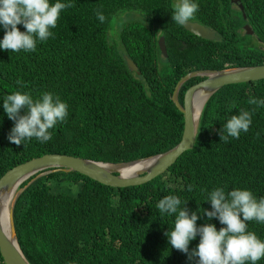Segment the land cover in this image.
Segmentation results:
<instances>
[{
	"label": "trees",
	"instance_id": "trees-1",
	"mask_svg": "<svg viewBox=\"0 0 264 264\" xmlns=\"http://www.w3.org/2000/svg\"><path fill=\"white\" fill-rule=\"evenodd\" d=\"M59 2L72 7L61 10L56 27L50 28L53 35L37 39L34 51L0 48V177L45 153L123 162L166 151L180 140L183 128L182 113L170 98L179 78L197 69L264 63V0H240L246 19L230 0H191L199 6L191 19L215 29L212 40L173 22L172 0ZM130 9L144 21H129L120 29V54L109 42L110 22L116 13ZM98 10L106 17L103 23ZM245 22L252 35L240 33ZM18 28L26 31L23 24ZM5 32L0 25V41ZM159 34L167 51L161 71ZM124 53L139 74L127 69ZM202 78L182 85L180 103L185 89ZM15 92L34 101L51 93L67 104L68 114L49 129V141L33 137L20 146L9 141L15 122L3 100ZM252 98L264 100V78L217 90L202 109L193 147L141 185L110 187L76 171L27 178L13 209L26 259L30 264H195L170 245L165 233L172 230L176 214H161L157 204L165 196H177L181 208L188 201L189 214L197 212L198 227L211 223L219 230L226 225L201 213L213 210L207 201L212 191L221 188L227 196L235 189L249 190L257 201L264 198V106L250 104ZM242 111L251 113L249 130L222 141L223 125ZM53 184L64 190L52 191ZM246 225L247 232L264 241V222ZM199 242L198 235L189 251ZM0 264H5L1 255ZM255 264H264V257Z\"/></svg>",
	"mask_w": 264,
	"mask_h": 264
},
{
	"label": "clouds",
	"instance_id": "clouds-1",
	"mask_svg": "<svg viewBox=\"0 0 264 264\" xmlns=\"http://www.w3.org/2000/svg\"><path fill=\"white\" fill-rule=\"evenodd\" d=\"M68 7L72 5L59 0L54 4L50 0H0V25L6 29L0 48L11 52L22 49L34 51L37 39L46 41L53 35L50 28L56 27L61 10ZM198 7L191 0H180L174 5L173 22L185 25L198 11ZM97 19L101 23L105 21L102 11H97ZM245 23L241 26L244 32ZM20 24L26 28L25 32L18 28ZM249 103L264 106V100L258 101L256 98L250 99ZM3 108L8 118L15 122L8 139L17 146L33 137L41 142L49 141L52 138L49 129L58 121H63L68 114L67 104L58 97L54 99L51 93H44L41 99L34 101L28 94L15 92L4 98ZM22 110L24 114H21ZM251 122V113L248 111L232 115L223 125L221 140L227 142L228 137L238 139L241 131L249 130ZM207 201L211 202L213 210H203L201 213L209 220L218 218L226 227L217 230L211 223L198 227L196 222L200 217L197 212L189 214L186 207L188 201L181 208L182 202L177 196L168 195L159 201L157 208L161 214H176L172 230L165 233L172 247L187 253L189 260H195V264H245L246 261L255 264L264 257V241L246 231V222H264V198L257 201L251 191L240 189L232 190L226 196L224 190L218 188L210 193ZM198 235L200 242L190 252L189 244ZM72 264L75 263L72 261Z\"/></svg>",
	"mask_w": 264,
	"mask_h": 264
},
{
	"label": "water",
	"instance_id": "water-1",
	"mask_svg": "<svg viewBox=\"0 0 264 264\" xmlns=\"http://www.w3.org/2000/svg\"><path fill=\"white\" fill-rule=\"evenodd\" d=\"M230 1L238 6L242 17L245 19L246 16L240 0ZM182 26L187 31L204 39L212 40L216 36L215 29H211L197 21L189 20ZM243 28L247 34L253 33L248 23H245ZM157 46L160 54L166 56L163 36L158 37ZM122 57L125 59L129 71L136 74L140 73L136 63L126 53ZM195 76L204 78L193 83L184 91L183 103L181 104L178 100V92L188 79ZM262 78H264V63L227 66L221 69L193 70L184 74L176 81L170 96L183 116L182 133L180 140L166 151L121 163L97 161L58 152L45 153L8 169L0 177V255L4 263L30 264L19 246L13 219L15 200L24 189V187L19 186L27 178L32 175L38 177L50 171L62 170L82 173L101 184L112 187H127L148 182L172 165L181 153L193 147L202 109L211 95L225 85L255 81ZM135 164L139 166L137 170L129 172L125 169V167ZM9 194L12 195L10 207L7 214L3 215L2 208Z\"/></svg>",
	"mask_w": 264,
	"mask_h": 264
},
{
	"label": "rangeland",
	"instance_id": "rangeland-1",
	"mask_svg": "<svg viewBox=\"0 0 264 264\" xmlns=\"http://www.w3.org/2000/svg\"><path fill=\"white\" fill-rule=\"evenodd\" d=\"M180 0H172L173 6L176 5L177 3H179ZM235 7V5L233 6ZM129 21H138V22H143V16L140 12H138L137 10H124V11H120L118 13H116L112 20H111V24H110V28H109V42L110 44L115 46L116 51H118L120 54H122L123 48L118 44V33L120 31V29L123 27L124 24H126ZM130 23V22H129ZM240 33L243 34L245 33L244 30L240 29ZM255 40V37H253ZM161 55V54H159ZM159 61H157V63L159 62L158 65V70L161 71L162 69L165 68V65H163V59L161 57L158 58ZM57 190H64L63 186H56V185H52V191L56 192Z\"/></svg>",
	"mask_w": 264,
	"mask_h": 264
},
{
	"label": "bare ground",
	"instance_id": "bare-ground-1",
	"mask_svg": "<svg viewBox=\"0 0 264 264\" xmlns=\"http://www.w3.org/2000/svg\"><path fill=\"white\" fill-rule=\"evenodd\" d=\"M138 167H139L138 164L137 165L135 164V165H132L130 167H125V169H127V171H129V172H133V171L137 170ZM11 198H12V195L9 194L7 196V198H6V200H5L6 202H5V204H4L3 208H2V214L3 215L7 214L8 210H9L10 203H11Z\"/></svg>",
	"mask_w": 264,
	"mask_h": 264
},
{
	"label": "flooded vegetation",
	"instance_id": "flooded-vegetation-1",
	"mask_svg": "<svg viewBox=\"0 0 264 264\" xmlns=\"http://www.w3.org/2000/svg\"><path fill=\"white\" fill-rule=\"evenodd\" d=\"M176 1H177V0H176ZM231 3H232V2H231ZM233 5H234V3H233ZM190 20H191V21H196V20H192V19H190ZM197 22H198V21H197ZM199 23H200V22H199ZM201 24H202V23H201ZM203 25H204V24H203ZM207 27H208V26H207ZM211 29H212V28H211ZM159 36H163V37H164V35H160V34L158 35V37H159ZM158 37H157V40H158ZM157 40H156V43H157ZM164 40H165V39H164ZM165 46H166V45H165ZM157 47H158V46H157ZM166 52H167V51H166ZM166 54H167V53H166ZM159 57H161L163 60H165V61H163V64H164V62H166L167 55H166V56L159 55ZM131 59H132V58H131ZM132 60H133V59H132ZM158 65H159V63H158ZM197 70H201V69H197ZM195 77H202V76H195ZM191 78H192V77H191ZM203 78H204V77H203ZM203 78H202V79H203ZM188 80H189V79H188ZM197 82H198V81H197ZM195 83H196V82H195ZM181 87H182V86H181ZM187 88H188V87H187ZM187 88H186V89H187ZM186 89H185V90H186ZM179 91H180V90H179ZM183 96H184V92H183ZM178 98H179V92H178ZM182 103H183V97H182ZM182 103H181V104H182ZM123 162H126V161H123ZM117 163H121V162H117Z\"/></svg>",
	"mask_w": 264,
	"mask_h": 264
}]
</instances>
